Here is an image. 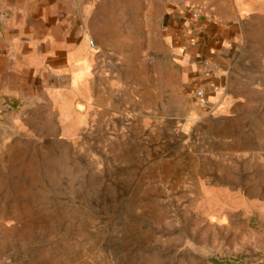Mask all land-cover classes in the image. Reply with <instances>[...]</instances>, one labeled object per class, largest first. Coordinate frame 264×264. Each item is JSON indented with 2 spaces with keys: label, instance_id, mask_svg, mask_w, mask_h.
<instances>
[{
  "label": "rangeland",
  "instance_id": "1",
  "mask_svg": "<svg viewBox=\"0 0 264 264\" xmlns=\"http://www.w3.org/2000/svg\"><path fill=\"white\" fill-rule=\"evenodd\" d=\"M226 1L194 0L176 17L225 22L236 13ZM159 67L162 93L131 87L129 124L92 132L72 116L28 155L0 139V264H261L264 59L230 108H201L194 83L170 85L171 60Z\"/></svg>",
  "mask_w": 264,
  "mask_h": 264
},
{
  "label": "crops",
  "instance_id": "2",
  "mask_svg": "<svg viewBox=\"0 0 264 264\" xmlns=\"http://www.w3.org/2000/svg\"><path fill=\"white\" fill-rule=\"evenodd\" d=\"M193 2L0 0V139L10 140L5 147L28 155V142L66 134L72 116L75 124L90 123L92 132L100 124L108 132L111 125L129 124L131 87L162 93L163 59L174 65L177 77L168 81L176 87L205 85L200 68L209 59L215 71L209 82L226 88L211 96L209 108L232 107L247 93L242 85L249 83L253 61L264 59V0H234L236 13L219 19L220 27L194 24L191 14L177 19L181 6ZM243 5L248 14H240ZM161 22L167 31L153 35ZM192 38H198L195 47ZM155 105L162 107V100ZM75 131L69 138L81 137L83 129Z\"/></svg>",
  "mask_w": 264,
  "mask_h": 264
},
{
  "label": "built area",
  "instance_id": "3",
  "mask_svg": "<svg viewBox=\"0 0 264 264\" xmlns=\"http://www.w3.org/2000/svg\"><path fill=\"white\" fill-rule=\"evenodd\" d=\"M191 20L194 24H198L201 21H204L215 26H223V23L219 19L215 18L213 15H205L200 13L199 11H193L191 13ZM198 42V38H192L189 41V45L191 47H195L197 46ZM200 70L202 74L203 83H205V85L199 84L196 86L194 98L199 106L207 108L211 104V96L213 94L223 93L224 91H226V88L224 86L209 82L215 72L213 64L209 59H205L201 63Z\"/></svg>",
  "mask_w": 264,
  "mask_h": 264
},
{
  "label": "trees",
  "instance_id": "4",
  "mask_svg": "<svg viewBox=\"0 0 264 264\" xmlns=\"http://www.w3.org/2000/svg\"><path fill=\"white\" fill-rule=\"evenodd\" d=\"M6 104V106H8V107H10V109L12 108V107H14V105L12 104V103H5ZM257 230V229H256Z\"/></svg>",
  "mask_w": 264,
  "mask_h": 264
}]
</instances>
